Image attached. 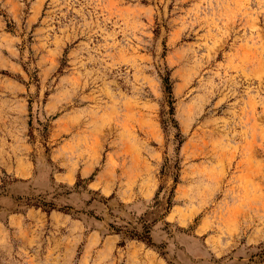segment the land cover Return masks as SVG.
Masks as SVG:
<instances>
[{"label": "rangeland", "instance_id": "1", "mask_svg": "<svg viewBox=\"0 0 264 264\" xmlns=\"http://www.w3.org/2000/svg\"><path fill=\"white\" fill-rule=\"evenodd\" d=\"M0 264H264V0H0Z\"/></svg>", "mask_w": 264, "mask_h": 264}, {"label": "trees", "instance_id": "2", "mask_svg": "<svg viewBox=\"0 0 264 264\" xmlns=\"http://www.w3.org/2000/svg\"><path fill=\"white\" fill-rule=\"evenodd\" d=\"M164 82L168 83V79H165Z\"/></svg>", "mask_w": 264, "mask_h": 264}]
</instances>
